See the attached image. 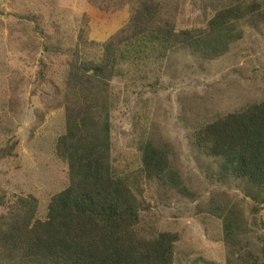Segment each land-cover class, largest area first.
Wrapping results in <instances>:
<instances>
[{"label":"rangeland","instance_id":"obj_1","mask_svg":"<svg viewBox=\"0 0 264 264\" xmlns=\"http://www.w3.org/2000/svg\"><path fill=\"white\" fill-rule=\"evenodd\" d=\"M144 5L153 18L143 27L166 31L203 28L228 6L253 9L235 23L240 38L212 60L174 47L163 59L122 63L110 82V140L115 175L144 201L139 229L178 235L174 264H262L264 190L222 179L194 135L264 100V0H0V154L8 153L0 190L7 202L34 197L36 217L45 218L51 198L68 185L54 145L64 133L69 63L76 56L98 63L109 41L134 43L139 24L132 17ZM147 141L168 148L186 194L143 175ZM229 227L237 244L225 240Z\"/></svg>","mask_w":264,"mask_h":264},{"label":"trees","instance_id":"obj_2","mask_svg":"<svg viewBox=\"0 0 264 264\" xmlns=\"http://www.w3.org/2000/svg\"><path fill=\"white\" fill-rule=\"evenodd\" d=\"M252 10L228 6L217 10L203 28L166 31L143 27L153 18L144 5L132 17L139 24L135 44L109 41L103 44L98 63L78 56L69 63L64 133L54 145V156L66 166L68 185L51 198L44 219L36 217L34 197L14 196L7 202L0 190V206L7 205L6 213L0 215V264H174L178 235L143 234L139 226L144 201L114 173L110 82L122 63L141 55L163 59L174 47L188 49L204 60L225 54L240 38L235 23ZM194 141L201 153L216 162L222 179L235 178L251 190H264V100L204 125ZM140 152L146 179L186 194L166 146L147 141ZM7 155L0 154V162ZM229 229L225 228V240L237 244L240 239Z\"/></svg>","mask_w":264,"mask_h":264}]
</instances>
